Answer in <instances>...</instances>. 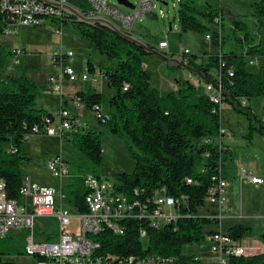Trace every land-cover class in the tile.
Listing matches in <instances>:
<instances>
[{
    "label": "trees",
    "instance_id": "obj_1",
    "mask_svg": "<svg viewBox=\"0 0 264 264\" xmlns=\"http://www.w3.org/2000/svg\"><path fill=\"white\" fill-rule=\"evenodd\" d=\"M66 1L85 15L92 11L85 0ZM178 7L180 29L210 35L217 50L215 55L205 54L207 63H196L199 57L195 54L188 56V65L200 73L206 83L217 84L214 72L219 71L223 103L249 122L245 139L251 143L255 135L264 137V120L253 110V102L264 98V65L257 68V72H251L247 63L248 59L264 56V44L257 41L249 24L240 16L214 9L201 0H179ZM252 9L259 20L264 19V0L253 3ZM45 20L50 26L61 29L73 26L87 46L105 59L99 67L90 59L88 69L90 75L98 70L103 73L108 86L114 90L113 95L106 99L104 93L90 86L77 92L75 98L84 109L91 111L95 106L107 104L105 112L109 120L104 126L109 133L124 141L135 162L132 173L115 176L118 190L128 194L140 188L151 194L164 188L169 196L182 202L181 217L176 224L162 229L142 225L148 232L146 244L138 236L141 222L132 221L125 226L126 236L104 232L100 237L102 249L106 254L122 257L151 255L161 258L163 264H201L194 255H185L183 249L205 242L207 233L216 232L205 228L220 224L217 219L200 213V209L205 207L211 177L217 174L219 163L222 162L224 167L225 160L233 156L230 147L220 152L216 143L223 136L219 106L203 94L201 84L195 85L189 80L178 81L176 90L168 92L154 88L151 73L144 66V58L149 53L106 27L78 23L75 17L67 14L63 18L49 17ZM13 22L12 17L2 11L0 0V36L5 35ZM230 44L234 47H227ZM13 55L0 45V180L6 183L8 198L19 200L27 176L25 169L32 162L23 149L26 138L33 136L34 128H41L53 113L36 107L40 90L35 82L25 76L5 75L7 59ZM222 63L225 64L223 68ZM102 134V131L82 132L78 129L62 136V141L72 143L84 158L82 162H72L78 174L74 173L62 187L64 204L75 214L89 211L86 197L90 190L85 185L84 176L101 178ZM205 152L209 154L206 160L203 158ZM187 179L195 180L197 184H187ZM255 234L253 228L244 224L228 230L231 239L240 243ZM256 236L264 246V233ZM24 238L20 236L10 241L9 249L0 252V264H14L5 261L6 256L25 255L21 245ZM229 264H264V253L232 257Z\"/></svg>",
    "mask_w": 264,
    "mask_h": 264
},
{
    "label": "built area",
    "instance_id": "obj_2",
    "mask_svg": "<svg viewBox=\"0 0 264 264\" xmlns=\"http://www.w3.org/2000/svg\"><path fill=\"white\" fill-rule=\"evenodd\" d=\"M54 1L68 4L66 0ZM85 1L92 7V11L87 16L110 20L130 35H133L135 24L140 18L148 13L156 16L154 14L155 6L150 1L142 2L131 13L117 10L109 0ZM1 9L14 21L7 28L5 34H15L21 28L41 27L46 24L45 18H63L66 15L62 10L46 6L39 0H1ZM50 27H52L51 32L62 36L61 28ZM210 40V35H206V41ZM157 48L160 51H165L169 49V44L166 40H162ZM23 51V49H16V54L22 56L24 55ZM181 54L188 57L194 53L193 50H181ZM50 63L58 70L56 76H51L49 79L53 89L57 91H62V83L65 80L71 83L78 81L97 83L98 78L103 77V73L100 71L90 75L88 65L82 73H78L75 68V53L67 50L64 44L51 55ZM247 63L249 67L260 68L261 65H264V56L248 59ZM221 66L223 68L225 64L222 63ZM230 75L232 76V73ZM214 78L218 83H205L203 94L219 106L222 116L225 104L223 103L222 77L219 71L214 72ZM127 88L126 85L125 90ZM69 99L63 98L60 108L53 114V117L47 118L41 128H34L33 136L44 135L62 139L64 134L83 127L79 116L65 108L66 100ZM70 100L77 105L81 104L75 96ZM243 104L246 103L243 102ZM92 112L100 124L105 125L108 122L109 117L103 107L95 106ZM221 133L223 136L216 143L220 152H224L227 150L226 139L230 132L226 128H222ZM31 137L27 136L26 139L29 140ZM203 158L205 160L209 158L208 152L203 154ZM47 169L51 177L59 183L58 186L42 185L34 181L32 177L26 176L19 200L8 198L6 183L0 180L1 240H7L14 234H22L25 237V254L36 258L38 264H163L161 258L151 255L122 257L118 254H106L102 249L100 237L104 232H111L119 237L126 236L128 231L125 226L132 221H140L141 228L138 236L146 244L148 232L147 229L142 228V225H146L148 228L162 229L176 224L181 217L180 204L182 202L169 196L164 188L151 194H147L140 188H135L127 194L118 190L119 184L116 180L85 175V185L90 190L86 197L89 211L75 214L64 204L65 196L62 193L63 180L72 177L68 160L62 154L51 157L47 163ZM194 181L186 180L190 185L197 184ZM241 181L255 186L264 184L261 177L243 168H241ZM228 188L229 183L223 173V164L220 162L217 174L211 177V185L205 197V207L211 206L214 213L213 218L219 221V225L232 213L228 204ZM57 205L60 206L59 209L56 208ZM43 217L59 219L60 232L55 235V239L49 236L43 240V232L40 233L37 230L36 221ZM205 241L210 243L212 252L219 256V264H228L227 259L232 257H252L250 248L232 240L228 233L219 231L213 235H207ZM196 260L199 261V258L196 257Z\"/></svg>",
    "mask_w": 264,
    "mask_h": 264
},
{
    "label": "rangeland",
    "instance_id": "obj_3",
    "mask_svg": "<svg viewBox=\"0 0 264 264\" xmlns=\"http://www.w3.org/2000/svg\"><path fill=\"white\" fill-rule=\"evenodd\" d=\"M127 1L135 7H138L139 4L145 1H150L155 6L154 14H156V17L149 13L146 14L136 22L132 32L133 36L138 38L151 34L149 44L152 47L157 48L160 40H166L169 44V49L172 51L170 54H181V50L187 49H193L196 54H200L204 50L209 49L210 45L214 51L211 40L206 41L204 35L194 32H183L180 29L178 22L179 0ZM201 1L204 4H210L214 9L225 10L234 13L233 15L240 16L249 24L257 41L262 40L264 42V19L259 20L254 15L252 9V4L260 0ZM109 2L114 8L123 13L134 11L119 5L116 0H109ZM51 29L52 27H50L49 23L41 27L21 28L15 34H5L3 38H0V41H3L4 47L11 49L10 51L14 54L7 59L5 75L25 76L31 81H37L39 83L40 94L36 100V107L54 114L60 108L63 96L60 91L44 88L47 86L46 83L50 77L56 76V72H58L50 63L51 55L64 44L67 50L75 53V68L78 73L83 72L90 59L97 67L105 59L97 51L87 46L78 30L73 26H64L61 30L62 36L51 32ZM227 47L233 48L234 46L230 44ZM16 49H24V55L18 56ZM169 49L162 50L161 52H168ZM157 50L160 51L159 49ZM164 63L157 54H149L144 58V66L151 73L153 86H157V82L162 75L181 78L182 74H184V77H187L188 72L186 70L172 65L167 67L164 66ZM248 70L257 72V68L255 67H248ZM198 79L197 76H194L192 81L197 84ZM90 85L91 83H83L82 81L71 83L65 80L63 94L75 93L80 89L85 90ZM51 86L53 87L52 84ZM96 87L99 92L105 94L106 99H109L114 93V90L108 86L105 77L100 80ZM71 103L67 105V108L78 114L83 125L82 128H79L80 131L88 132L92 130L103 132V165L99 172L100 177L102 179L115 180L117 174L132 173L135 168V162L127 152L124 141L109 133L106 127L96 120L91 110L76 111ZM103 107L107 111V104L104 103ZM225 108L226 111L221 116L222 128L233 131L235 137L233 138L234 141L231 142L233 156L225 160L223 173L232 185L227 190L228 204L234 202L235 213H239L240 216V207H242V216L239 218H226L221 225L206 227L205 229L206 231L214 230L216 231L215 233L223 229L222 231L224 232L230 227L235 226L236 223H243L253 228L256 233L254 236H256L264 233V186L256 188L254 185L246 183L240 186L241 168L254 171L256 174L264 177V137L255 135L250 143L245 139L249 129L247 118L236 113L229 105ZM227 108L230 110H227ZM253 110L258 117L264 120V98L253 102ZM57 122H59V119H57ZM23 149L32 158L31 164L25 169L27 176L46 186L57 187L59 184L51 177L47 169V163L51 157L62 154L69 161L72 176L74 173L78 174L77 168L72 162L84 161V158L79 155L72 143L62 141L59 137L32 136L26 141ZM80 172L83 173L82 171ZM69 180L70 178L63 180L62 185L67 184ZM241 187H244L242 192ZM208 206L201 208L200 213L213 218L214 213L212 208L210 205ZM56 208L59 209L60 206L57 205ZM36 228L38 231L45 232V237L51 236L52 239H55V235L60 232V221L55 217L38 218ZM213 234L207 233L208 236ZM42 239L45 240L46 238ZM11 240L12 238L0 240V252L9 249ZM183 252L185 255H195V257L201 259V264H219L220 261L219 256L212 252L210 243L207 241L201 244L188 245L184 247ZM5 259V261L13 262L14 264H38L36 258L29 257L26 254L6 256ZM230 259L228 258L227 261L229 262Z\"/></svg>",
    "mask_w": 264,
    "mask_h": 264
},
{
    "label": "crops",
    "instance_id": "obj_4",
    "mask_svg": "<svg viewBox=\"0 0 264 264\" xmlns=\"http://www.w3.org/2000/svg\"><path fill=\"white\" fill-rule=\"evenodd\" d=\"M232 14H234V13H232ZM156 17V16H155ZM5 36V35H4ZM150 36H151V34L149 35V34H146L144 37L143 36H140V38L142 39V40H144V41H146L147 43H149L150 42ZM3 38V36H0V38ZM206 37V36H205ZM206 39V38H205ZM161 41V40H160ZM159 41V42H160ZM259 42H262V43H264L262 40H260ZM0 45H3L4 46V43H3V41H0ZM6 48V47H5ZM21 48V47H20ZM156 48V47H155ZM214 48V47H213ZM6 49H8V48H6ZM156 49H158V48H156ZM8 50H11V49H8ZM24 50V49H23ZM188 50V49H187ZM190 50H193V49H190ZM216 49L214 48V51H215ZM25 51V50H24ZM213 50H212V46L210 45V47H209V49H207V50H204L202 53H200V54H196L194 51H193V53L195 54V55H197L199 58L197 59V61H196V63H207L208 62V56H205V54L206 53H209V54H213V55H215L216 53H217V50L214 52ZM172 51L169 49V51L168 52H164V53H166V55L167 56H169V57H176V58H182L183 60H184V64H186V65H188V63H187V57L186 56H182V54H174V53H172V54H170ZM26 53V52H25ZM88 65V64H87ZM170 65H172V66H174V67H177V68H180V69H183V70H186V69H184V68H182V66H181V63H180V65H178V63L177 62H174V63H168V64H166V63H164V66H170ZM96 66V65H95ZM86 67V66H85ZM97 67V66H96ZM146 68V70H147V67H145ZM84 70V69H83ZM99 71V70H98ZM148 71V70H147ZM187 72H188V75H187V77H184V74H182V76H181V78H177V77H175V78H173V77H170V76H168V75H162L160 78H159V80H158V82H157V86H153L154 88H156V89H158V90H160V91H162V92H168V91H172V90H176V88H177V86H176V84H177V82L178 81H180V80H189V81H191L193 84H195V85H198V84H201V86H202V89H203V87H204V85H205V79H203L202 78V76H200V75H198V74H193V73H191L190 71H188V70H186ZM57 73V72H56ZM191 75V76H190ZM194 76H197L199 79H198V83L196 84V83H194L193 81H192V79H193V77ZM102 78L103 77H99L98 78V82L97 83H91V82H89V83H91V85L90 86H93V87H95L97 90H98V88L96 87L97 86V84L100 82V80H102ZM33 82H35L36 84H37V86H39L38 84V82L37 81H34L33 80ZM153 81H151V83H152ZM47 84V86L46 87H44L45 89H47V90H54L53 89V87L51 86V83L49 82V80H48V82L46 83ZM63 84H64V82L62 83V91H60L61 93H62V96L63 97H66V98H70V99H73L74 98V96L76 95V93L77 92H79V91H85L84 89H80V90H78L77 92H75V93H71V94H67V95H65V94H63ZM44 86V85H43ZM99 91V90H98ZM113 95V94H112ZM66 100V106H65V108H67V105L68 104H70L71 102V104H73V107H74V109L76 110V111H83L84 110V107L80 104V105H77V103H75L74 101H72V100ZM62 102V101H61ZM60 106H61V104H60ZM226 106H228V105H226ZM225 106V107H226ZM224 107V110H223V114H224V111H226L225 108ZM41 110V109H40ZM42 110H45V109H42ZM227 110H230V109H228L227 108ZM72 112V111H71ZM72 113H74V112H72ZM75 115H78L77 113H74ZM78 130V129H77ZM229 132H230V134H228V139H226V143H227V145L231 148V151H232V153H233V150H232V147H231V142H233L234 140H233V138L235 137L234 136V133H233V131H231V130H229V129H227ZM40 136V135H39ZM46 137V136H45ZM227 137V136H226ZM62 140V139H61ZM233 155V154H232ZM27 168V167H26ZM251 171V170H250ZM252 172H254V171H252ZM255 173V172H254ZM255 175H257V176H259V177H261L263 180H264V177L262 176V175H258V174H256L255 173ZM225 176V175H224ZM226 177V176H225ZM226 179H227V177H226ZM227 181H228V179H227ZM228 183H229V181H228ZM241 185H243V182L241 181V184H240V186ZM251 185V184H250ZM232 185L229 183V187H231ZM253 186V185H252ZM264 186V184H262V185H258V186H255L254 185V187H256V188H261V187H263ZM243 189H244V187H241V192L243 191ZM229 208H230V210L232 211V213H230V216H229V218L228 219H230V218H234V217H237V218H239V217H241L242 216V207H240V213H241V216H240V214L238 213H235V209H234V202H232V203H229ZM231 215H233V216H231ZM240 219H243V218H240ZM240 224H243V223H240ZM236 225H238L237 223H236ZM231 228V227H230ZM229 228V229H230ZM228 229V230H229ZM223 230V229H222ZM221 230V231H222ZM228 230L227 231H224V233H228ZM40 233H41V231H39ZM223 232V231H222ZM20 236H23L22 234H14L11 238H12V241L15 239H19L20 238ZM255 237V238H254ZM42 238H49V236H47V237H45V232H43L42 233ZM22 248H24L25 247V243L23 242L22 244ZM242 245L244 246V247H249L250 248V252H251V256H257V255H260V254H263L264 253V246H263V244H262V242H261V240H260V237L259 236H251L250 238H246V239H244L243 241H242ZM195 256V255H194ZM6 257H4V260H6L5 259ZM10 258V257H9ZM199 261L201 262V259H199Z\"/></svg>",
    "mask_w": 264,
    "mask_h": 264
},
{
    "label": "water",
    "instance_id": "obj_5",
    "mask_svg": "<svg viewBox=\"0 0 264 264\" xmlns=\"http://www.w3.org/2000/svg\"><path fill=\"white\" fill-rule=\"evenodd\" d=\"M41 3L45 4L46 6H50L55 9L62 10L65 14L73 16L76 18V22L86 24L89 26H103L108 29H110L112 32L118 34L125 40L134 43L138 45L139 47L145 49L149 54H157L160 56V58L165 62L168 63H174L177 62L178 65H180L182 68L190 71L193 74H198L202 76L200 73H198L195 69H193L191 66L184 64V60L182 58H176V57H169L166 55V53L158 51L155 47L151 48L149 46V43L145 42L141 38L135 37L133 35H130L128 33H125L117 24L114 22L107 20L105 18L101 17H90L82 13L79 9L76 7L70 5V4H61L54 0H39ZM119 5L125 6L128 9L134 10L135 6L131 3H129L127 0H116Z\"/></svg>",
    "mask_w": 264,
    "mask_h": 264
},
{
    "label": "bare ground",
    "instance_id": "obj_6",
    "mask_svg": "<svg viewBox=\"0 0 264 264\" xmlns=\"http://www.w3.org/2000/svg\"><path fill=\"white\" fill-rule=\"evenodd\" d=\"M62 98H64V97H62Z\"/></svg>",
    "mask_w": 264,
    "mask_h": 264
}]
</instances>
